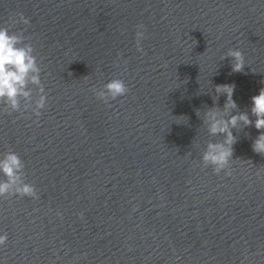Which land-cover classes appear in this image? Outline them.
<instances>
[{"label":"water","instance_id":"water-1","mask_svg":"<svg viewBox=\"0 0 264 264\" xmlns=\"http://www.w3.org/2000/svg\"><path fill=\"white\" fill-rule=\"evenodd\" d=\"M0 27L33 47L47 97L39 116L31 82L19 111L0 101V160L18 154L38 196H0V264H264L259 131L232 129L219 174L203 161L225 139L204 122L216 85L255 120L264 0H0ZM113 79L129 91L98 98Z\"/></svg>","mask_w":264,"mask_h":264},{"label":"clouds","instance_id":"clouds-1","mask_svg":"<svg viewBox=\"0 0 264 264\" xmlns=\"http://www.w3.org/2000/svg\"><path fill=\"white\" fill-rule=\"evenodd\" d=\"M23 22L30 23L23 13L19 14V20H12V23ZM143 25H137L138 29H143ZM144 32L137 31L136 43L140 51L141 41L144 39ZM34 49L30 44H23V36L9 32L7 27H0V101H4L12 111L20 110V97L29 99L32 95L28 89L31 82L39 87V98L35 101L33 111L37 116L41 115L40 110L44 109L47 102L46 95H43L44 88L41 86V69L37 64V58L33 54ZM228 56L232 58V71L242 72L246 66L245 57L240 50H229ZM104 91L98 94V98L107 102L108 97L115 100L125 95L129 89L121 79H113L104 85ZM235 91L234 84H221L215 86L216 98L226 95V102L223 108L218 106L208 108L204 113V122L208 125L209 133L213 136L224 135L225 139L221 143L209 142L207 151L203 154L205 165H211L214 171L219 174L222 170L228 168L234 155L233 145L237 143V137L232 129L241 125L253 126L259 131V135L252 144L255 153L264 155V88H261L258 95L251 97V116L247 111L231 114L238 108L233 99ZM199 115V110L197 111ZM25 165L20 156L15 152H8L3 160H0V172L7 179L0 182V196H6L9 193L19 194L20 196H30L38 198L36 189L33 185L26 183L23 179ZM231 175V171L227 172ZM7 241V235H0V246Z\"/></svg>","mask_w":264,"mask_h":264}]
</instances>
